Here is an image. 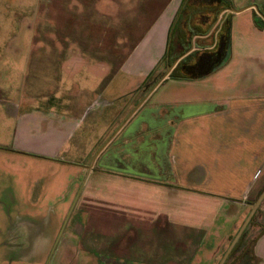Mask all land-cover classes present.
I'll list each match as a JSON object with an SVG mask.
<instances>
[{
  "label": "crops",
  "instance_id": "1",
  "mask_svg": "<svg viewBox=\"0 0 264 264\" xmlns=\"http://www.w3.org/2000/svg\"><path fill=\"white\" fill-rule=\"evenodd\" d=\"M181 1L47 0L43 33L47 43L44 50L32 48L42 50L35 63H45L43 80L37 82L44 81L45 89L39 93L42 95H35L40 100L36 105L19 107L14 146L52 157L75 149L82 155L80 162L72 160L84 168L87 147L76 144L75 136L83 131L95 137L103 111L109 109L117 116V106L131 105L142 91L95 157L107 145L112 146L115 165L109 168V180L114 185H110L111 216L124 211L132 216L128 206L136 200L147 232L152 226L162 234L169 230L164 228L170 222H189L190 216L183 219L181 213L194 199L200 201V210L209 206L211 214L200 224L194 219L188 227L198 224L203 230L206 226L207 234L218 235L227 225L225 233L229 234L245 218L250 203L264 187V26L255 22L256 10L248 6L255 3L263 12L264 0H229L230 7L238 11L222 9L211 34L193 35L205 39V44H194L192 50L187 48L177 56L163 58ZM227 14L230 40L226 60L202 77H170L169 72L181 58L195 49L214 47L220 21ZM38 36L36 33L38 42L32 46L44 45ZM169 64L172 67L165 74ZM154 67L156 73L162 67L166 70L146 87L143 81ZM49 100L53 103L47 104ZM186 111L191 112L188 118L182 116ZM142 113L135 129L126 133L128 125ZM145 133L151 141L142 148L139 142L143 144L145 138L136 139ZM157 141L165 144L163 166ZM95 159L83 183L80 181L78 196L90 175L100 173L91 169ZM127 168L158 169V174L154 177L147 171L148 175L122 171ZM100 191L96 189V193ZM150 201L158 202L157 209L151 211ZM258 208L264 213V198ZM131 224L133 228L135 223ZM171 232L176 234L177 229ZM162 239L165 243V237ZM220 239L216 249L222 247L224 238ZM252 250L259 264H264V230ZM212 262L214 258L209 264Z\"/></svg>",
  "mask_w": 264,
  "mask_h": 264
},
{
  "label": "rangeland",
  "instance_id": "2",
  "mask_svg": "<svg viewBox=\"0 0 264 264\" xmlns=\"http://www.w3.org/2000/svg\"><path fill=\"white\" fill-rule=\"evenodd\" d=\"M46 5L47 0H0V264H158L164 260V264H209L212 258L215 259L212 264H217L244 219L229 234L225 233L227 225L220 232L222 235L207 234L208 227L204 226L202 230L198 224L211 214V209L208 206L200 210V201L194 199L181 213L183 219L190 216L187 217L189 222L179 225L170 222L164 228L169 230L162 234L157 227L152 226L147 232L145 228L148 225L143 220L140 204L136 200L128 206L130 211L133 210L132 216L131 213L127 216L125 211L122 215L111 216L113 202L109 197L110 185L113 184L109 180V168L115 165V160L110 144L91 166V169L100 173L91 174L88 182L81 186L80 195H77V188L88 175V167L98 145L108 139L115 125L123 120L142 91L131 105H118L117 116L114 117L109 109L103 111L97 120L95 137H89L83 131L81 133L84 134L79 132L80 136H75L76 144L83 143L87 147L82 160V165L86 166L84 168L78 167L82 154L75 149L73 152L60 151L58 157H52L14 146V134H18L19 128V107L36 105L40 100L35 95H42L39 93L45 89L44 81L37 83L43 80L45 63L38 60L36 64L35 57L45 49L47 43L43 34ZM221 5L216 2L199 3L192 10L187 9V17L183 15L178 18L176 33L183 37V47L192 50L194 44H205V39H196L194 34L189 39V36L197 25L205 28ZM219 19V16L216 17V22L209 27V33L217 28ZM36 33L43 46H32L38 42ZM35 47L42 50H32ZM193 58L187 56L186 61L190 62ZM30 67H41L42 70L30 72ZM165 70L162 67L155 75L160 77ZM46 103L52 104L53 100ZM190 113L186 111L182 116L188 118ZM142 116L143 113L139 114L128 125L126 133L135 129V122ZM144 138L143 144L139 142L142 148L151 141L149 134L145 133V136L136 139ZM157 143V154L163 166L165 144ZM146 155L144 161L148 159ZM72 159L79 162H73ZM121 160L125 161V158ZM118 166L121 168V165ZM122 171L148 175L147 171L154 173L151 174L154 177L158 174V169L148 171L127 168ZM118 188L123 189L120 186ZM96 189L101 191L96 193ZM157 203L150 201L151 211L157 209ZM262 215L263 212L259 213L242 239L232 264H251L253 253L249 249L244 253L243 248L250 245L249 238L258 230L260 221L263 222ZM194 219L198 224L188 227ZM131 221L135 223L133 228L130 226ZM153 222H156V217ZM171 227L177 229L176 234L171 232ZM163 234L165 236H160ZM164 237L165 243L162 241ZM220 238H224L222 247L216 249Z\"/></svg>",
  "mask_w": 264,
  "mask_h": 264
},
{
  "label": "trees",
  "instance_id": "3",
  "mask_svg": "<svg viewBox=\"0 0 264 264\" xmlns=\"http://www.w3.org/2000/svg\"><path fill=\"white\" fill-rule=\"evenodd\" d=\"M214 2L219 3V4L222 3L221 5L222 7L218 10L215 17L212 18L209 22H207V25L205 26V28H201L200 26L197 25L194 31L190 34L189 39L191 35L193 34L200 35V34L207 33L209 31V27L213 25V22L215 21L219 12L222 9H226L230 7V1L229 0H182L181 1L180 8L177 12V17L175 18V21L173 22L169 30V34L167 38V48L163 55V58L166 56L168 58H170V56L172 57L177 56L186 50V48L183 47L184 46L183 40H182L183 37L179 33H176V29L178 26L177 24L178 18L182 17L183 15L187 17L188 15L187 9L192 10L191 8L196 6L199 3L208 4V3H214ZM253 13L255 16V22L258 25L264 26V20L259 15H257L256 12H253ZM262 13L264 14V11ZM229 33H230V22H229L228 14H227L220 21L219 29L217 30L216 43L214 47L212 49H195L194 51H192L190 54L187 55V56L194 57L190 62L186 61L187 56L181 58L176 63V65L171 69V71L169 72V76L175 77V78L176 77H180V78L202 77L208 74L211 70H213L220 64H222L228 57V53H229V40H230ZM156 68L157 67H154L145 77L143 83L145 84L146 87L151 86L154 82L157 81L158 77L157 75H155V71H154ZM153 75L155 76L152 77ZM150 78H153V79L151 80ZM259 213H260V210L259 208H257L253 216L247 223L242 234L240 235L235 245L231 249L229 255L227 256L223 264L233 263V261L236 258V251L241 247L240 244L242 243V239L246 237V234L250 230V227L255 223ZM262 218H263V222L260 221L258 230L254 234H252L251 237L249 238L250 245L248 244L247 248H243L244 253H247L248 249L251 252V254L253 253V250H252L253 243L264 230V216L263 215H262ZM250 259H251V264H257V263L259 264V261L257 257L254 255V253Z\"/></svg>",
  "mask_w": 264,
  "mask_h": 264
},
{
  "label": "water",
  "instance_id": "4",
  "mask_svg": "<svg viewBox=\"0 0 264 264\" xmlns=\"http://www.w3.org/2000/svg\"><path fill=\"white\" fill-rule=\"evenodd\" d=\"M248 6H252L254 7V9L256 10V12L258 13V15L264 20V14L258 9L257 5L255 3L249 4ZM231 11L235 12L238 11V9L234 8V7H230L229 8ZM172 64H169L167 67V72L171 69ZM164 74V75H165ZM108 140H105L102 144H100L98 146V148L96 149V151L94 152L92 161L95 159V157L99 154V152L101 151V149L105 146V144L107 143ZM264 198V187L261 190L260 194L258 195V197L254 200V202L252 203L250 210L248 211L247 215L245 216L244 220L241 222L240 226L238 227L237 231L235 232V234L233 235L231 241L229 242L228 246L226 247V249L224 250L219 262L217 264H223L224 261L226 260L227 256L229 255L231 249L233 248V246L235 245L236 241L238 240V238L240 237V235L242 234L243 230L245 229L247 223L249 222V220L251 219V217L253 216L254 212L256 211V209L260 206V203L262 201V199Z\"/></svg>",
  "mask_w": 264,
  "mask_h": 264
},
{
  "label": "built area",
  "instance_id": "5",
  "mask_svg": "<svg viewBox=\"0 0 264 264\" xmlns=\"http://www.w3.org/2000/svg\"><path fill=\"white\" fill-rule=\"evenodd\" d=\"M220 16V15H219Z\"/></svg>",
  "mask_w": 264,
  "mask_h": 264
}]
</instances>
